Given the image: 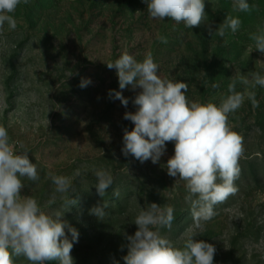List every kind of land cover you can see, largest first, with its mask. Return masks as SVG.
<instances>
[{
	"label": "rangeland",
	"instance_id": "rangeland-1",
	"mask_svg": "<svg viewBox=\"0 0 264 264\" xmlns=\"http://www.w3.org/2000/svg\"><path fill=\"white\" fill-rule=\"evenodd\" d=\"M247 2L254 8L240 12L233 9V0H205L207 21L192 29L149 18L146 0H30L18 6L15 30L5 24L0 33V125L37 165L40 179H24L21 195L36 198L46 211H65L61 197L68 194L55 192L49 173L73 180L70 198L77 203L63 219L79 233L71 251L74 264H124L127 236L137 230L134 219L150 203L174 207L171 230L161 233L176 247L183 246V235L193 224L184 182H176L165 167L174 142L166 143L155 164L122 154L123 130L134 127L124 114L136 111L132 101L140 89L121 90L117 70L106 63L125 51L137 60L151 51L162 78L188 84L190 101L219 104L233 79L254 71L264 74V54L254 50L250 39L264 30V0ZM228 15L240 18L241 26L220 37L215 30ZM85 78L91 83L80 87ZM236 89L244 86L237 82ZM112 90L122 91L127 108L109 96ZM249 90L256 92L259 107L253 109L246 99L229 115L245 149L235 181L238 191L216 206V216L196 238L215 246L214 264H264V173L244 172L249 161L264 167V88ZM77 169L81 175L74 177ZM99 169L114 178L104 197L95 187ZM113 190H119V197ZM104 201L109 203L104 219L90 214ZM14 260L30 264L23 256Z\"/></svg>",
	"mask_w": 264,
	"mask_h": 264
},
{
	"label": "clouds",
	"instance_id": "clouds-1",
	"mask_svg": "<svg viewBox=\"0 0 264 264\" xmlns=\"http://www.w3.org/2000/svg\"><path fill=\"white\" fill-rule=\"evenodd\" d=\"M30 0H0V33L5 24L8 30L17 28L15 12L21 4ZM147 14L153 20L170 19L186 28L206 23L205 0H146ZM233 9L249 12L254 8L247 0H233ZM242 21L228 15L216 28V35L224 37L227 31L236 33ZM161 43H167L158 35ZM254 50L264 54V30L250 34ZM249 51L252 52L250 46ZM115 68L119 88L140 89L132 103L135 112H125L124 119L134 124L131 131L123 130L122 154L133 156L144 163L159 162L166 151V143L174 142V155L167 160L166 170L170 177L183 181L187 194L184 199L190 205L193 224L183 235V246L176 247L162 235V229L171 230L175 209L169 204L150 203L142 208L134 219L137 230L127 236L129 241L124 264H214L216 248L202 239L205 225L216 216L215 208L238 191L235 181L240 175L239 160L244 155L243 137L233 130L229 115L239 110L245 100L253 109L259 107L255 89L264 88V74L254 71L249 76L240 75L227 86L228 95L219 104L208 101H190L186 95L188 84L162 78L159 65L148 51L142 60L129 52H123L114 62L106 63ZM237 82L244 86L237 91ZM82 79L80 87L90 84ZM213 88L219 85L213 83ZM110 97L121 101L127 108L128 99L122 91H110ZM98 194L104 197L113 185L114 178L104 169L94 172ZM79 169L74 177H79ZM49 176L55 192L62 195L67 211L77 203L70 198L75 190L73 180L63 175ZM24 179H40L37 165L29 158L23 144L11 140L8 130L0 125V264H15V257L23 256L30 264H74L71 251L78 242V230L63 219L65 211H46L38 200L21 195ZM119 197V190H113ZM55 197L49 201L53 203ZM109 203L95 206L90 214L104 219Z\"/></svg>",
	"mask_w": 264,
	"mask_h": 264
},
{
	"label": "trees",
	"instance_id": "trees-1",
	"mask_svg": "<svg viewBox=\"0 0 264 264\" xmlns=\"http://www.w3.org/2000/svg\"><path fill=\"white\" fill-rule=\"evenodd\" d=\"M248 163L250 164V167H249L248 171H247V169L244 170V167H243V170H244L246 175L248 174V176L249 175L250 176H257L259 174H263L264 173V167L261 166L260 162L256 163L254 161H249ZM240 169H241V167H240ZM244 172H242V173H244Z\"/></svg>",
	"mask_w": 264,
	"mask_h": 264
}]
</instances>
